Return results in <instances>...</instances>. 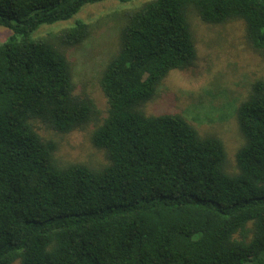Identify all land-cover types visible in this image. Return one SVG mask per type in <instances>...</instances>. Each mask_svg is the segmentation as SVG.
Instances as JSON below:
<instances>
[{"label":"trees","instance_id":"obj_1","mask_svg":"<svg viewBox=\"0 0 264 264\" xmlns=\"http://www.w3.org/2000/svg\"><path fill=\"white\" fill-rule=\"evenodd\" d=\"M108 1L136 0H0V264H264V80L235 109L233 173L217 135L144 111L170 72L194 66V18L241 21L264 57V0H148L103 16L118 34L97 75L98 124L70 53L100 24L79 14ZM90 124L105 163L60 162L53 138Z\"/></svg>","mask_w":264,"mask_h":264},{"label":"rangeland","instance_id":"obj_2","mask_svg":"<svg viewBox=\"0 0 264 264\" xmlns=\"http://www.w3.org/2000/svg\"><path fill=\"white\" fill-rule=\"evenodd\" d=\"M145 1L148 0H136L126 5L108 1L86 6L78 16L88 24L100 21L93 35L70 53L77 92H86L95 102L100 111L98 124L105 116L106 102L98 86L97 75L117 48L118 34L117 28L104 24L101 18L115 11L139 7ZM67 26L69 23L45 27L37 35L43 36ZM193 27L197 51L194 66L170 72L158 87L155 97L144 106V111L152 116L178 113L201 134L217 135L226 150L228 171L233 173L235 153L243 142L235 123V109L247 96L250 84L256 79L264 80V57L247 43L241 21L211 26L194 18ZM10 35L9 29L0 27V42ZM95 126L90 124L84 130L55 136L59 161L63 164L105 163L103 154L95 152L91 145V133Z\"/></svg>","mask_w":264,"mask_h":264}]
</instances>
